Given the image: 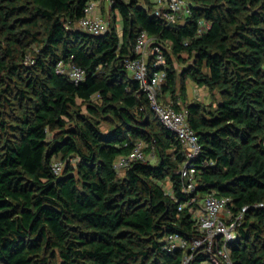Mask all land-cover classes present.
<instances>
[{
	"label": "trees",
	"instance_id": "1",
	"mask_svg": "<svg viewBox=\"0 0 264 264\" xmlns=\"http://www.w3.org/2000/svg\"><path fill=\"white\" fill-rule=\"evenodd\" d=\"M91 1L120 15L122 36L114 16L104 34L77 26ZM153 5L0 0V264H182L164 237L198 236V203L178 206L211 192L251 207L230 244L233 264H264V209L254 208L264 201V0H195L192 15L172 24ZM201 18L211 27L198 36ZM141 31L167 59L160 95L187 109L199 136L190 194L180 141L125 67ZM60 60L83 67L85 81L58 74ZM187 80L213 100L188 101ZM136 141L151 158L119 174L115 162ZM55 159L65 163L61 175Z\"/></svg>",
	"mask_w": 264,
	"mask_h": 264
},
{
	"label": "built area",
	"instance_id": "2",
	"mask_svg": "<svg viewBox=\"0 0 264 264\" xmlns=\"http://www.w3.org/2000/svg\"><path fill=\"white\" fill-rule=\"evenodd\" d=\"M152 1L154 3L152 13L167 24L184 22L192 15L189 0ZM100 3L101 1H91L87 4L84 16L77 22L79 28L94 35L104 34L109 30L110 21L105 20L100 14L93 15ZM210 27V21L199 19L197 35H203ZM162 47V44H158L146 31H141L132 49L136 56L126 59L125 67L140 83L141 91L149 98L151 108L160 122L180 141L185 154V162L180 171L182 190L190 194L196 189L198 168L195 160L202 147L199 136L189 123L187 109L177 110L172 101L166 102L160 98L163 84L167 79V59ZM55 70L77 85L86 79V70L72 61L60 60ZM145 147L144 141H136L130 153L119 157L115 162L118 173L123 174L135 161L147 160ZM51 167L55 174L61 175L65 163L55 159ZM166 191L174 197L171 187ZM195 203H198L197 207L192 208ZM188 206L192 208L199 235L187 238L179 232L169 233L163 240L164 249L168 252L182 251L184 253L182 264H188L196 255L205 257L203 264H233L230 244L237 238L238 230L244 224L246 213L251 207L235 209L230 197L215 192L205 194L201 201H197V197L191 195L186 202L179 204L178 209L183 210ZM255 207L264 209V201L255 204Z\"/></svg>",
	"mask_w": 264,
	"mask_h": 264
},
{
	"label": "rangeland",
	"instance_id": "3",
	"mask_svg": "<svg viewBox=\"0 0 264 264\" xmlns=\"http://www.w3.org/2000/svg\"><path fill=\"white\" fill-rule=\"evenodd\" d=\"M190 2H194L195 0H189ZM102 5V4H101ZM102 7V16H103V18L105 19V20H108V21H112V19H113V16L115 17V20H116V26H117V29H118V32H119V34H120V36H122V22H121V17H120V15L118 14V13H116L115 15H111L110 13H109V6H108V4L106 5L105 4V6H101ZM186 55V54H185ZM187 56V55H186ZM183 63H178V68L179 69H182V67L184 66V65H182ZM190 89V87L189 88H187V91ZM197 90L195 91V93H196V97H194V99H197L198 100V98H200V99H203L205 102H210V101H212L213 100V96L211 95V93H210V91L208 90V88H206V87H202V89H199V87L198 88H196ZM160 98H161V95H160ZM97 100V98L96 97H94V99H93V101H96ZM147 154V153H146ZM147 158L149 159V158H151V155H149V154H147ZM153 161H154V159H153ZM171 187V185H170V182L169 181H166L165 182V188L166 189H169Z\"/></svg>",
	"mask_w": 264,
	"mask_h": 264
},
{
	"label": "crops",
	"instance_id": "4",
	"mask_svg": "<svg viewBox=\"0 0 264 264\" xmlns=\"http://www.w3.org/2000/svg\"><path fill=\"white\" fill-rule=\"evenodd\" d=\"M101 4L102 3H100L99 6L95 9V11L93 12V15H99L100 14V16H102V7L101 6L103 4L102 5ZM189 87H190V89L187 91V99H188V101L197 100V99H194V97H196V93H195V91L197 90L196 88L199 87V89H202V87L198 86L192 80H187V88H189ZM161 99H163L164 101L168 102V101H170V96H169V94H165L164 93V94L161 95ZM198 100L204 101L203 99H200V98H198Z\"/></svg>",
	"mask_w": 264,
	"mask_h": 264
}]
</instances>
